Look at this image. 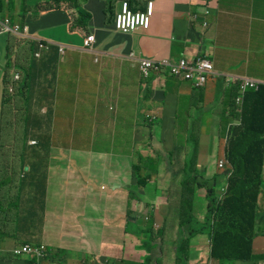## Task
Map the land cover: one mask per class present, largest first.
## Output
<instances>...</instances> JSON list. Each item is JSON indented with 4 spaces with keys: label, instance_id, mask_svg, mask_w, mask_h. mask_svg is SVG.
<instances>
[{
    "label": "crops",
    "instance_id": "0c3cea01",
    "mask_svg": "<svg viewBox=\"0 0 264 264\" xmlns=\"http://www.w3.org/2000/svg\"><path fill=\"white\" fill-rule=\"evenodd\" d=\"M91 1L85 6L88 13L85 28L75 25L77 14L75 9L67 7L68 4L62 6L61 11L64 12L48 20L52 24H64V30L59 29L57 33L71 40L67 45H63L65 47L62 56L58 53L60 44L53 42H49L52 44L50 49L40 51L38 57L35 56L36 49L32 53L38 69L35 70L38 78L35 85L36 99L33 102L36 107L32 111L39 116L49 114V130L55 111L52 100L48 105L46 94L53 93V102L58 99L61 91L59 80L65 81V88L69 92L65 101L57 102L59 113L80 116L82 124L111 126L120 122V119H116L119 116L143 111L137 99L141 91L148 88H151L152 93L150 94V89L146 91L144 103L149 108H162L159 105L161 99H175V85L169 76L146 80L144 85L149 86L140 89L137 61L129 59L130 53L135 57L165 59L173 63L181 59L207 57L213 64L216 76L208 81V90L204 96L206 100L212 98V92L218 90L221 81L226 87L223 102H227L228 95L236 96L234 91H237V87L228 86L226 76L247 77L264 82V0H125L132 11H144L147 2H153L148 29H139L128 34L115 31L113 26V15L123 0H111L110 4L109 0ZM205 1H208L209 6L204 4ZM104 10L106 15L103 14ZM204 10H208L209 14L203 15ZM194 13L198 14L196 21L190 17ZM204 23L207 25L204 26ZM91 33L94 34V43L87 49L83 40ZM2 36L5 37L0 36V127L5 125L8 135L4 140H0V148L12 150L15 169L24 163L27 173L22 186L25 204L21 206V210L35 215L29 220L22 217L18 223L21 229L19 232L13 231L16 222L10 220L3 223L4 233L0 235V264H28L26 259L15 258L11 254L13 247L24 243L45 244L48 250V264H148L145 262L148 255L154 261L159 260L161 264H173L174 260L176 264V247L180 239L189 258L192 250L194 262L204 255L209 256L208 235L195 236L190 247L188 242H183L184 235L180 232L179 225L183 194L181 175L177 177L181 186L179 201H174L175 207L178 208L177 216L168 219L169 210L166 207L170 206V198L161 197L156 202L154 218L150 212V208H153L149 203L151 199H138L135 193L133 199L129 197L135 188H132L125 172L115 175L109 192H95L89 184L92 176L85 172L86 162L82 155L63 152L67 150L61 145L49 144L48 139L35 140L33 146H28L30 140H26L23 147L22 129L27 111L21 107L11 108L13 110L6 115V120L3 121L1 116L3 74L5 77L8 75L9 79L11 73L10 69L5 68L7 39L10 37ZM10 51L14 65L15 59L17 63L20 61L22 52L17 53L14 48ZM52 64L54 67H51ZM12 70L17 71L15 67ZM14 74L19 75L18 80H13ZM53 75L55 79L51 88H48L41 76L51 78ZM13 76L10 83L7 80V93L10 87L14 91L23 78L17 72H14ZM81 78L101 87L113 101L117 102L123 97V107H114L95 99H77L74 85ZM168 86L172 90L170 94L165 92ZM162 87L164 88L161 90ZM206 87L207 85L203 88ZM230 109L231 106L226 108V117L230 119L226 129L232 123ZM148 114L152 115L153 111ZM148 114L146 117H149ZM164 115L163 109V117ZM153 116H156V119L149 118L152 120L151 124L159 123V111H155ZM213 123L221 124L217 121ZM142 128L136 130L137 139L143 132ZM14 134L15 137H12ZM160 173L162 172L159 171L156 175ZM171 178L168 174L166 180L171 181ZM28 181L29 185H26ZM169 189L171 190V187ZM194 191L201 190L194 188L191 193ZM125 198L130 203L136 201L140 205L138 212L130 215V222L127 223L125 219L110 220L106 217L112 204ZM154 199L157 200L158 197ZM192 200L195 213L205 215L204 209L197 208L198 201L194 196ZM40 203L43 209L41 222ZM258 203L264 204L263 192ZM136 208V204L131 203L130 209ZM142 233H150L153 240L151 244L147 242L148 239H143L144 243L147 242L144 249L138 240V237L143 238ZM206 242L209 243L207 249L204 247ZM253 253L252 264H262L264 235H256L254 238Z\"/></svg>",
    "mask_w": 264,
    "mask_h": 264
},
{
    "label": "rangeland",
    "instance_id": "374dc122",
    "mask_svg": "<svg viewBox=\"0 0 264 264\" xmlns=\"http://www.w3.org/2000/svg\"><path fill=\"white\" fill-rule=\"evenodd\" d=\"M0 1L3 2L5 16L11 18V5H7L9 1ZM90 1L11 0L14 9L13 20L14 23L19 24L21 21L19 11L22 9L25 2L32 19L38 22L35 24L36 29L33 32L34 35L48 42L67 45L71 40L57 33L59 29L64 30V24H50L48 20L64 12L61 11L64 5L68 4L67 7L71 8L76 4L74 9L85 10L86 4ZM97 1L102 2L101 0ZM109 1L110 4L112 1ZM52 10L56 12L45 15ZM40 21L44 23H40ZM3 23L1 18L0 25ZM0 36L3 38L5 37L2 35ZM28 40L30 39L19 40L11 36L13 48L17 52L20 47L26 46ZM64 41H66V43ZM34 62L31 54H29L26 59L20 60V63L23 65L27 64L30 70L35 66ZM14 72L19 73L20 77L22 75L19 70L14 71L11 69L10 78L8 79L7 77L9 83ZM138 73L140 79H144L139 68ZM41 79L44 81L45 77L41 76ZM171 82L175 85V93L177 95L175 99H171L170 101L161 99L159 105L162 108H149L144 103L146 91L150 89L149 92L150 94L152 93L151 88H148L142 90L140 97L137 99L138 105H140V109L143 111L139 110L135 112L136 114L129 116H119L116 118L120 119L118 124L106 126L104 124H82L80 121L82 117L73 113L60 114L57 102L65 101V97L68 98L69 92L65 88V81L59 80L58 86L61 88L60 95L55 102H53L52 99V107L55 111V115L52 117L50 130L48 125L46 132L43 134V138H47L49 144L61 145L67 150L63 152L72 155H82L86 162L85 172L92 176L89 184L95 192H109L112 188L115 175L125 172L132 188H135L129 197L133 199V193H135L138 199H151L149 203L153 205V208H150V212L154 218L156 217L154 213L156 210V202L159 201L161 197L170 198V206L166 208L169 210L168 219H171L176 217L178 213V208L175 207L174 201H179L181 186L177 177L181 175L183 179L187 181V187L190 192L194 188L196 190H201L200 192L194 191L193 195L194 199L198 201L197 208L201 210L204 209L205 213L208 201L203 195L207 193L206 188L211 185V181L214 177L224 173V170L217 166V162L225 157L226 125L230 122V119L226 117V108L232 105L235 96L228 95L227 102H223L222 99L226 87L222 81L219 84L218 90L212 92V98L207 100L204 99V96L208 90V83L206 88H195L190 82L181 81L173 77H171ZM163 88L164 87H162L161 90ZM74 90L75 97L81 101L95 99L100 103L113 105L114 107L118 106L119 108H122L124 105L123 97L117 102L113 101L105 94V90L94 84L88 83L84 78L78 79L75 82ZM171 91L170 86L165 89L167 94H170ZM235 93H237L236 90L234 91V94ZM163 109L165 110L164 117ZM233 110L234 108L231 106L230 111ZM150 111H159L161 114L158 121L159 123L151 124L152 122L149 121V117H146V114L150 113ZM149 115L150 114L147 116ZM6 119L7 116L4 117V120ZM215 121L221 124L215 125L213 123ZM142 125H144L143 128ZM141 128L143 132L139 134V138L137 139L136 130H140ZM7 135L8 132L6 128H4L0 133V139L4 140ZM12 137H15V134L12 135ZM25 138L26 137L23 135V147L26 145ZM28 140L42 139L31 137ZM216 144L217 146L215 149ZM149 159L154 162L152 167H149ZM183 164H187L186 170H182ZM137 166L141 167L139 172H137ZM159 171H161L163 175L162 173L156 175ZM168 174L172 176L171 181L166 180ZM161 175L162 177H160ZM145 177H148L147 184L144 185V187L136 186L137 178L142 180ZM26 185H29V181L26 182ZM170 187L173 192L169 189ZM43 191L42 195L44 193ZM175 192L177 193L175 194ZM262 192L264 194V189ZM154 197H158V199L155 200ZM42 199H44V195ZM131 203L136 204L137 208L135 210L130 209ZM131 203L128 202L126 198L119 202H114L110 212L106 214V217L110 220L125 219L127 223L130 222V215L136 214L140 206L136 201ZM39 212L41 215L39 221L41 222L43 214L42 203L39 205ZM198 217L197 215V218ZM253 235V240L256 235H264V204L258 203ZM149 236L150 233H142V237L145 240H147ZM143 238L138 237V240L142 244V249H144ZM192 242H194V240H192ZM208 246L209 243L206 242L204 244L205 249H207ZM177 248H180L179 242L177 243L176 250ZM47 260L48 257L45 259L46 264H48ZM184 264H252V262H220L211 259L210 256L207 255L200 257L197 262H194L191 250L190 258L187 255ZM262 264H264V262Z\"/></svg>",
    "mask_w": 264,
    "mask_h": 264
},
{
    "label": "trees",
    "instance_id": "16d2710c",
    "mask_svg": "<svg viewBox=\"0 0 264 264\" xmlns=\"http://www.w3.org/2000/svg\"><path fill=\"white\" fill-rule=\"evenodd\" d=\"M8 1L9 3L7 5H11V18L5 16L2 1H0V18L8 19L10 22L9 25H13L15 24L13 20V3L10 0ZM204 4L209 6L208 1H205ZM75 5L71 8L74 9ZM107 6L108 4L105 7ZM27 7L24 2L22 9L19 11V15L21 16L19 24L21 26L27 25L29 30L34 32L36 29L35 24L38 22L32 19ZM55 12L52 10L45 15H50ZM75 12L77 14L75 25L85 28L88 13L84 9H75ZM103 14L106 15L105 10ZM40 23L44 22L40 21ZM48 23L52 24L50 21ZM0 35H5V33L0 32ZM7 43L5 68L6 70H11L15 67L22 73L23 78L18 82V87L12 93H7L5 86L8 75L5 77V74H3L2 119L4 121V117L11 113V108L16 109L17 107H21V109L27 111L22 129V135L26 137L25 139L28 140L31 137H38L42 140H47V138H43V134L46 132L51 121L49 114L39 116L32 111L36 107L33 106V102L36 99L35 85L38 74L35 73V70H38L37 65L35 64L30 70L28 65L25 66L20 61L17 63L16 59L15 64L12 65V53L10 49H13V44L11 38L7 39ZM42 43L46 46L44 51H48L52 46L51 43L45 40H42ZM19 51L22 52L20 60H24L29 54L32 55L34 44L27 42L26 46L18 49ZM51 67H54V64ZM54 79V75L51 78L45 77L44 82L48 88H51ZM253 80L256 82V85L246 91L242 98L240 107L241 114L239 116L241 126L231 128L229 131L230 135L226 132L225 158L232 168L231 176L227 177L226 171L214 177L211 185L206 188L207 193L205 199H207L208 204L205 215L201 216L195 213L192 200L194 195L189 191L187 187L188 183L183 177L181 181L183 194L179 213V225L180 232L184 235L183 242L184 244L188 242V246L190 247L195 236L199 234L208 235L210 242L209 256L211 259L220 262H252L254 260L253 229L255 219L257 218L259 196L264 187V82ZM145 82V78L140 79V89L141 87L149 86L144 85ZM46 99L48 105H50L53 99V93L46 94ZM231 106L235 108L234 101ZM154 113L155 111H153L152 115H149L150 119H156V116H153ZM231 117L235 119V115L232 114ZM150 119L149 121L151 122L152 120ZM4 128L5 125L1 126L0 130L2 131ZM216 146L217 144L215 145V149ZM149 161V167H152L154 162L151 159ZM186 167L187 164H183L182 170H186ZM140 168V166H137V172L140 171ZM21 173H23L22 176L20 175ZM26 173L24 163L17 169L14 168L12 150L0 148V235L4 233L3 223L5 221L8 222L11 220L16 222L17 224L13 231L19 232L21 229L18 223L22 217L29 220L35 215L27 213L26 210H21V206L25 204L22 186L26 181ZM147 182L148 177L142 180L137 178L136 185L144 187ZM227 185V197L222 199L223 190ZM197 215L199 216L198 218ZM147 242L153 243L150 236ZM147 242L144 244H147ZM179 244L180 248L176 250V264H184L187 255L184 254L185 250L182 248V239L179 240ZM145 262L148 264H161L159 260L154 261L150 255L146 257ZM28 264H30L29 261Z\"/></svg>",
    "mask_w": 264,
    "mask_h": 264
},
{
    "label": "built area",
    "instance_id": "2783aa9c",
    "mask_svg": "<svg viewBox=\"0 0 264 264\" xmlns=\"http://www.w3.org/2000/svg\"><path fill=\"white\" fill-rule=\"evenodd\" d=\"M128 1H121L119 3L118 10L114 13L113 19V26L115 31L120 32L122 34H128L134 32L136 30H147L150 24V18L152 15L153 10V2L148 1L146 4V8L144 11H132L128 6ZM203 15H208L209 11L204 10ZM193 21H196L198 18V14L194 13L190 16ZM1 19V18H0ZM4 22L0 25V32L8 33L16 37L17 39H35L36 41V53L35 56H39L40 51H44L46 46L42 43V40L37 39L28 34V28H20L19 25L13 24L9 25V20L2 18ZM207 23H204L206 26ZM84 47L89 49L92 47L94 43V34H88L85 36L84 40ZM63 45H60L58 48L59 55H63L64 53ZM130 59H134L132 54L129 56ZM139 70L143 74L144 78L146 79L148 76H154V78L158 77L163 78L165 76H170L181 81L190 82L196 88L204 87L208 80L211 77L216 76L214 72V67L212 62L207 59L206 57H197L194 60L189 59H181L176 63L169 62L167 60H142L139 61ZM19 75L14 74L13 80H18ZM226 83L229 85L236 84L238 87V95L235 98V110L236 111V118L239 117L241 114V104L242 98L246 91L251 89L256 85V82L253 79L247 77H233V76H226ZM13 92V88H9V93ZM241 121L239 119L233 120V122L228 126V131L235 126H239ZM30 146L35 145V141H30ZM217 166L222 168L223 170H229L227 172V177L231 175V167L226 158L220 159L217 162ZM228 185L223 190V194L221 196L222 199L226 197ZM47 247L45 244H35L30 245L27 243L21 244L11 249V253L13 256L17 258H24L30 262V264H46L45 259L47 257Z\"/></svg>",
    "mask_w": 264,
    "mask_h": 264
},
{
    "label": "clouds",
    "instance_id": "9594fccd",
    "mask_svg": "<svg viewBox=\"0 0 264 264\" xmlns=\"http://www.w3.org/2000/svg\"><path fill=\"white\" fill-rule=\"evenodd\" d=\"M16 24V23H15ZM17 25H19V27L22 29V28H24V27H27L28 28V34L29 35H31V36H33V37H35V38H37L34 34H32L33 32H31L30 30H29V27L27 26V25H23V26H21L20 24H17ZM132 33V32H131ZM5 35H8L10 38H11V36L12 37H14L13 35H11V34H8V33H6ZM14 38H16V37H14ZM17 39V38H16ZM25 39H29V38H25ZM37 39H40V38H37ZM20 40V39H19ZM40 40H42V39H40ZM28 42H32L33 44H34V49H36V41H35V39H30V40H28ZM132 54V56H133V58H134V60H136L137 61V64H138V68H139V61L141 62L142 60H148V61H151V60H160V59H154V58H149V57H144V56H139V57H135L134 55H133V53H130L129 55H128V57L130 56ZM130 59V58H129ZM215 72V71H214ZM166 77V76H165ZM170 77V76H169ZM215 77V76H214ZM164 78V77H163ZM212 78V77H211ZM153 79H159L158 77H156V78H154V76L152 75V76H148L147 78H146V80H153ZM160 79H162V78H160ZM251 79V78H250ZM209 81V80H208ZM208 83V82H207ZM207 85V84H206ZM205 85V86H206ZM231 85H234V86H236L237 87V85L236 84H231ZM231 85H229V86H231ZM204 86V87H205ZM196 88V87H195ZM203 88V87H202ZM238 95V87H237V94H236V96ZM236 96H235V98H236ZM235 98H234V101H235ZM234 110H235V108H234ZM229 114H230V116L233 114L234 115V112H232V111H229ZM235 115H236V111H235ZM237 116V115H236ZM236 116H235V119H239L240 120V117H238V118H236ZM240 116V115H239ZM232 118V117H231ZM235 119H233V120H235ZM241 121V120H240ZM152 122V121H151ZM233 122V121H232ZM239 126H241V124L239 125ZM233 128V127H232ZM230 131V130H229ZM229 131L227 130V133L230 135V133H229ZM31 141V140H30ZM35 141V140H34ZM28 146H30L29 144H27ZM227 160V159H226ZM229 163V162H228ZM231 167V166H230ZM228 172L229 170H224V172ZM231 173H232V168H231ZM21 176L23 175V173H21L20 174ZM231 176V175H230ZM227 194H228V188H227ZM227 194H226V197H227ZM225 197V198H226ZM16 247V246H15ZM14 248V247H13ZM12 254V253H11ZM15 257V256H14ZM15 258H17V257H15ZM28 261V260H27Z\"/></svg>",
    "mask_w": 264,
    "mask_h": 264
}]
</instances>
